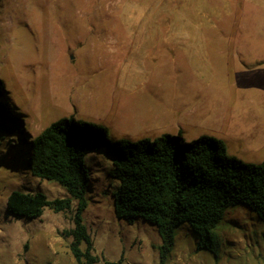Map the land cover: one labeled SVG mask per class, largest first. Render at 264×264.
<instances>
[{"label":"rangeland","instance_id":"rangeland-1","mask_svg":"<svg viewBox=\"0 0 264 264\" xmlns=\"http://www.w3.org/2000/svg\"><path fill=\"white\" fill-rule=\"evenodd\" d=\"M0 78V100L31 136L66 116L107 126L112 140L211 135L246 162L264 160V0H0ZM11 139L0 143V264H78L63 234L74 198L36 218L7 211L12 190L71 197L16 156L27 134ZM112 160L102 147L85 157L94 253L161 264L157 227L115 214ZM216 231L217 256L180 224L166 264H264V222L250 207H230Z\"/></svg>","mask_w":264,"mask_h":264},{"label":"trees","instance_id":"trees-1","mask_svg":"<svg viewBox=\"0 0 264 264\" xmlns=\"http://www.w3.org/2000/svg\"><path fill=\"white\" fill-rule=\"evenodd\" d=\"M2 84L0 78V97ZM21 121L7 99L0 100V143L11 148L17 146L13 134H27V148L16 150V156L22 157L32 175L58 182L71 197L49 199L43 191L12 190L7 211L16 217L36 218L46 206L56 212L70 209L74 198V226L63 234L72 237L70 249L78 264L124 261L122 257L101 260L94 253L83 218L90 183L85 157L101 147L113 159L109 175L119 181L113 192L116 216L128 223L143 218L157 227L161 264H166L175 230L182 223L199 235V249L217 256L220 238L216 227L230 207L247 205L264 222V160L246 162L230 154L222 138L201 135L186 141L181 134L164 133L155 138L112 140L107 126L66 116L31 136Z\"/></svg>","mask_w":264,"mask_h":264},{"label":"built area","instance_id":"built-area-1","mask_svg":"<svg viewBox=\"0 0 264 264\" xmlns=\"http://www.w3.org/2000/svg\"><path fill=\"white\" fill-rule=\"evenodd\" d=\"M100 264H104V263H100Z\"/></svg>","mask_w":264,"mask_h":264}]
</instances>
